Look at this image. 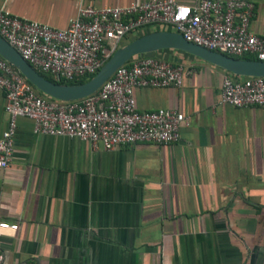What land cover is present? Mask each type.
I'll list each match as a JSON object with an SVG mask.
<instances>
[{
  "label": "crops",
  "instance_id": "0c3cea01",
  "mask_svg": "<svg viewBox=\"0 0 264 264\" xmlns=\"http://www.w3.org/2000/svg\"><path fill=\"white\" fill-rule=\"evenodd\" d=\"M145 0H0L22 19L66 28L79 8ZM193 4L196 0H179ZM249 29L264 37V0ZM152 27L127 36L137 37ZM134 37V38H135ZM180 87H138L139 111L189 118L169 145L105 150L78 138L37 134L17 120L10 165L0 169L3 264H264V107L220 103L222 68L176 50ZM0 90V137L7 127Z\"/></svg>",
  "mask_w": 264,
  "mask_h": 264
},
{
  "label": "built area",
  "instance_id": "2783aa9c",
  "mask_svg": "<svg viewBox=\"0 0 264 264\" xmlns=\"http://www.w3.org/2000/svg\"><path fill=\"white\" fill-rule=\"evenodd\" d=\"M252 14L253 5L247 0H196L193 4L145 0L127 6H82L68 26L60 29L22 19L0 7V35L38 72L61 83L95 74L127 36L152 27L177 32L219 53L264 60V37L249 29ZM184 69V64L156 55H138L119 67L94 94L63 101L41 95L0 57V90L8 115L0 137V169L8 168L12 160L20 117L32 119L37 134L78 138L105 150L177 142L189 118L172 108L137 110L135 89L180 87ZM235 76L226 73L222 77L220 103L264 107V77ZM17 228V224L0 222L1 230ZM3 261L0 251V264Z\"/></svg>",
  "mask_w": 264,
  "mask_h": 264
},
{
  "label": "water",
  "instance_id": "95a60500",
  "mask_svg": "<svg viewBox=\"0 0 264 264\" xmlns=\"http://www.w3.org/2000/svg\"><path fill=\"white\" fill-rule=\"evenodd\" d=\"M176 50L218 66L237 76L264 77V60L236 58L207 49L170 30L149 31L117 48L87 81L68 84L47 79L0 35V57L11 64L35 89L53 99L71 101L90 96L121 66L142 54Z\"/></svg>",
  "mask_w": 264,
  "mask_h": 264
},
{
  "label": "trees",
  "instance_id": "16d2710c",
  "mask_svg": "<svg viewBox=\"0 0 264 264\" xmlns=\"http://www.w3.org/2000/svg\"><path fill=\"white\" fill-rule=\"evenodd\" d=\"M142 35V33L140 34ZM135 36L133 37H130V38H126L123 42H122V45L128 43L130 40H132ZM142 55H156L155 53H149V54H142ZM185 56H188L187 53H185ZM233 57H236V58H243V59H254V57L252 56H249V55H243V56H236V55H232ZM174 64H178V63H181L180 61H177V62H173ZM227 74H230L228 72H226ZM47 79L49 80H52V81H55L57 82L52 76H49L47 74H43ZM94 74H89V75H86L84 77H81L79 79H75V80H68V81H61V83H68V84H75V83H82V82H85L87 81L88 79H90ZM237 77V76H235ZM39 92V91H38ZM41 95H44L42 94L41 92H39Z\"/></svg>",
  "mask_w": 264,
  "mask_h": 264
}]
</instances>
